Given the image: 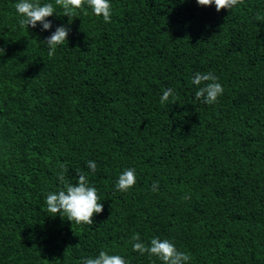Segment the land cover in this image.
I'll use <instances>...</instances> for the list:
<instances>
[{"label": "trees", "instance_id": "obj_1", "mask_svg": "<svg viewBox=\"0 0 264 264\" xmlns=\"http://www.w3.org/2000/svg\"><path fill=\"white\" fill-rule=\"evenodd\" d=\"M17 2L0 0V264L100 251L161 264L133 252L134 234L169 239L188 264H264V0H110V23L85 6L70 25L57 7L48 31L22 27ZM62 25L50 57L42 42ZM209 71L224 90L211 105L191 83ZM169 87L178 99L161 104ZM60 163L97 189L92 225L47 212ZM129 168L136 185L116 190Z\"/></svg>", "mask_w": 264, "mask_h": 264}, {"label": "clouds", "instance_id": "obj_2", "mask_svg": "<svg viewBox=\"0 0 264 264\" xmlns=\"http://www.w3.org/2000/svg\"><path fill=\"white\" fill-rule=\"evenodd\" d=\"M243 0H196L200 7L215 6L217 12L230 10L236 5L242 3ZM87 6L91 10L92 15L102 17L105 23L111 22L112 5L110 0H54L41 4V0H18L14 4L16 13L21 17L20 25L25 27L35 28L37 24L42 26V31L51 29V21L48 20L53 14H57V7L63 12V16L68 18L70 25L79 10L85 9ZM87 15V11L84 13ZM69 28L65 25L59 26L52 34L47 37L42 43L48 48V55L51 57L55 54L57 46L67 42ZM5 54V50L0 47V56ZM191 83L197 86L195 99L202 101L204 104L211 105L217 102L220 95L223 94V87L218 82V77L209 71L208 73H195L191 79ZM172 97L173 104L178 96L175 90L171 87L163 90L160 97V103L165 104ZM87 167L92 173L97 170V165L94 161H88ZM59 172L57 179L61 187L55 192L46 193V210L52 216L59 214L61 217L69 221L71 224H93V217L102 213L103 204L95 186L90 185L88 175L82 171L78 172V179L73 184L66 178L68 168L66 163L58 165ZM136 185L135 169H125L119 174L115 184V188L121 192H127ZM153 192L158 190V182L153 181L151 185ZM184 199H189V196H184ZM110 217V216H109ZM106 222V221H105ZM132 250L141 255L147 253L150 257L154 256L161 261V264H188L191 260V255L187 252L179 251L175 244L169 239H161L154 236L151 238L149 245L141 242L139 234L132 236ZM79 264H128L120 255L109 254L107 251H100L93 258L88 257L79 262Z\"/></svg>", "mask_w": 264, "mask_h": 264}]
</instances>
